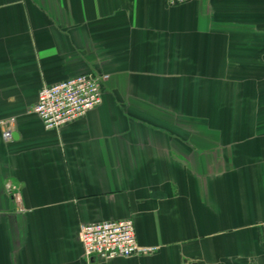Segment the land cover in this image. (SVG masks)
I'll list each match as a JSON object with an SVG mask.
<instances>
[{
    "label": "crops",
    "instance_id": "obj_1",
    "mask_svg": "<svg viewBox=\"0 0 264 264\" xmlns=\"http://www.w3.org/2000/svg\"><path fill=\"white\" fill-rule=\"evenodd\" d=\"M86 73L101 104L45 130L39 90ZM10 118L0 264H264V0H0ZM125 219L151 254L85 258Z\"/></svg>",
    "mask_w": 264,
    "mask_h": 264
},
{
    "label": "built area",
    "instance_id": "obj_2",
    "mask_svg": "<svg viewBox=\"0 0 264 264\" xmlns=\"http://www.w3.org/2000/svg\"><path fill=\"white\" fill-rule=\"evenodd\" d=\"M189 1L193 0H164L167 7ZM106 79L107 76L104 75L86 73L45 86L39 90L37 101L30 113L40 120L45 130H58L101 104V88ZM13 123V118L0 122L3 126L6 125L2 132L3 140H11ZM6 189L12 201L19 202L18 192L8 185ZM78 239L87 259L96 257L111 260L118 257L144 256L155 250V248L137 244L131 219L82 224L79 226Z\"/></svg>",
    "mask_w": 264,
    "mask_h": 264
}]
</instances>
